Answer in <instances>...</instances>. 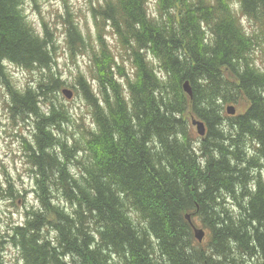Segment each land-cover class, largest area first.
I'll return each instance as SVG.
<instances>
[{
	"label": "clouds",
	"instance_id": "1",
	"mask_svg": "<svg viewBox=\"0 0 264 264\" xmlns=\"http://www.w3.org/2000/svg\"><path fill=\"white\" fill-rule=\"evenodd\" d=\"M196 2L132 0L134 11L129 15V0H22L29 36L40 43L48 60L21 63L0 56V264H27L13 237L18 228L37 218L52 221L39 227L35 243H47L54 250L55 264H84L85 257L94 264H125L128 252L105 244L100 235L103 229L95 227L96 212L89 215L80 204L82 199L95 201L98 197L91 183L97 151H102L104 144L121 143L122 124L135 133L158 167L170 170L173 149L182 151L194 166L205 167L201 139L186 135L181 125L186 116L169 107L175 103L173 72L151 40L139 41L146 30L152 29L165 40L179 36L195 44L204 61H212L216 25L229 24L236 46L240 42L247 45L231 62V78H249L253 97L264 98V0H258L260 7L255 12L248 10V0H200L203 7L182 23L185 10ZM118 26L123 27L122 32ZM169 51L180 63L191 64L183 47L174 45ZM191 79L195 93L184 85L191 97L188 115H218L223 110L224 93L211 90V78L206 74ZM145 81L151 88L141 92ZM62 88L70 91L61 92ZM149 92L157 107L163 101L162 118L173 126L153 129L142 138L137 117ZM26 99L32 107L18 114V106ZM232 111L227 108L228 113ZM251 123L259 127L255 119ZM215 128L226 146L235 141L233 147L240 157L232 164L243 176L235 182L234 195L225 194L224 207L236 220H242L233 200L245 191L255 194L258 184H264V150L256 151L261 144L255 141L239 140L235 120L218 119ZM211 131L212 126L210 135ZM42 154L54 161L53 167L45 169L48 179L43 187L38 165L33 162ZM97 179L106 183L104 177ZM117 195L123 200V193ZM242 203L247 207L246 200ZM122 212L127 216L126 209ZM69 222L70 227H65ZM143 227L147 228L146 221ZM246 231L244 243L229 239L222 254H207L206 264H264V244L253 235L254 227ZM259 231L264 233V227Z\"/></svg>",
	"mask_w": 264,
	"mask_h": 264
},
{
	"label": "trees",
	"instance_id": "2",
	"mask_svg": "<svg viewBox=\"0 0 264 264\" xmlns=\"http://www.w3.org/2000/svg\"><path fill=\"white\" fill-rule=\"evenodd\" d=\"M21 3L22 0H0V56L21 63L31 60L46 63L48 57L41 51L40 43L29 36L30 29ZM202 7L200 0H197L191 9L185 10V18L181 22L187 23L194 15V10ZM258 7V0H248L250 12H255ZM133 11L132 0H129L128 14L131 15ZM118 27L122 32L123 27ZM216 31L218 38L212 61H204L196 45L180 40L179 36L165 40L148 29L139 37L140 43L148 40L153 42L154 50L161 54L174 74L171 91L175 93V103L169 107L186 116L181 121L185 134L197 137L188 123L189 117L195 116L205 124L206 134L199 138L206 165L200 169L182 151L173 149L170 153V170L158 167L126 124L121 125L122 140L119 145L104 144L102 151H97V167L91 183L97 189L98 197L95 201L82 199L80 204L89 215L93 210L96 212L95 227L103 229L100 235L104 243L117 251L128 252L125 264H206V259L210 258L207 254H222L229 239L244 243L248 238V227H254L253 235L260 244H264V233L259 231L264 227V184H258L255 194L245 191L233 200L244 217L236 220L224 205L227 201L225 194L234 195L235 182L243 176L242 170L232 164L233 160L239 162L240 157L233 147L235 141L226 146L220 139L221 133L215 128L218 119L235 120L239 124V140L249 143L255 141L261 144V149L256 151L264 150V98L253 97L249 91V78L241 79L238 75L235 79L231 78V62L247 45L240 42L236 46L232 29L225 22L216 25ZM174 45L188 52L192 61L190 65L180 63L171 55L169 49ZM193 69L196 71L193 72ZM200 74L211 78L213 92L224 93L223 110L218 115H197L194 112L188 115L191 97L184 92L183 84L188 81L195 93L191 77ZM149 88L151 84L145 81L140 90L146 92ZM143 104L137 117L144 133L142 138H146L153 129L163 131L173 126L162 118L163 101H160L161 107H157V101L149 92ZM228 104H234L240 111L228 117ZM31 107L30 100L22 101L18 106V114ZM253 119L259 122V127L251 123ZM33 162L38 165L43 187V181L48 179L45 169L53 167L54 161L42 154L35 157ZM97 177L106 178V183L101 184ZM201 188L203 191L199 190ZM118 193L124 194L123 200L118 197ZM249 195L251 198L247 199ZM245 200L247 207L242 203ZM122 209L127 210V216ZM145 221L147 228L143 227ZM196 222L205 229V238L201 243L194 237V229L200 227ZM44 223L52 221L37 218L27 227L18 228L13 237L22 247L27 264H55L54 250L47 243H35L39 238V227ZM70 224L65 227H70ZM137 224L141 225L139 229ZM66 242L70 243L67 237ZM84 264H94V261L85 257Z\"/></svg>",
	"mask_w": 264,
	"mask_h": 264
},
{
	"label": "water",
	"instance_id": "3",
	"mask_svg": "<svg viewBox=\"0 0 264 264\" xmlns=\"http://www.w3.org/2000/svg\"><path fill=\"white\" fill-rule=\"evenodd\" d=\"M185 84H187L188 87L191 88L189 82L186 81V82H184V84H183V90H184V85H185ZM63 91H70V90L66 89V90H62V92H63ZM184 92L188 95V93H187L185 90H184ZM228 107H231V108L233 109L232 113H228V112H227V108H228ZM226 113H227L228 115H230V116L235 115V113H236L235 107L232 106V105H228V106L226 107ZM191 124H192L193 126H195L196 131H197V134H198L199 136H201V137H204V136H205V134H206V126H205V124H204L202 121H200V120H192V121H191ZM197 125H199L200 128H203V132H201L200 129L196 127ZM197 236H198L199 238H197ZM204 236H205V232H204L203 229H201V228H195V229H194V237L196 238V240H197L199 243L202 242Z\"/></svg>",
	"mask_w": 264,
	"mask_h": 264
},
{
	"label": "rangeland",
	"instance_id": "4",
	"mask_svg": "<svg viewBox=\"0 0 264 264\" xmlns=\"http://www.w3.org/2000/svg\"><path fill=\"white\" fill-rule=\"evenodd\" d=\"M67 88H62L61 89V92H62V90H66ZM68 90H70V89H68ZM228 105H232V106H234L235 107V110H236V113H238L239 111H240V109H238L237 108V106H235L234 104H228ZM235 113V114H236ZM228 115V114H227ZM228 117H232V116H230V115H228ZM192 120H197V118L194 116V117H189V119H188V123L190 124V126L192 127V130H193V134H195V136H197V137H199V135L197 134V131H196V128L194 127V126H192V124H191V121ZM197 220V219H196ZM196 225H198V226H200L199 228H201V225H200V223L199 222H196ZM202 229V228H201ZM205 230V229H204ZM205 238V237H204Z\"/></svg>",
	"mask_w": 264,
	"mask_h": 264
}]
</instances>
